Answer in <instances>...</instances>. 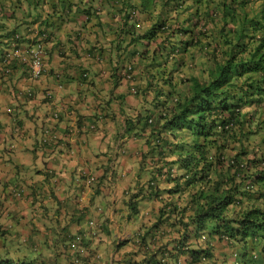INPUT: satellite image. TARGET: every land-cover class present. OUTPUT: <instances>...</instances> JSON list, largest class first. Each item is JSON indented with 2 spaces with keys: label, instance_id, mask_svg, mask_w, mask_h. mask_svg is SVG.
<instances>
[{
  "label": "trees",
  "instance_id": "16d2710c",
  "mask_svg": "<svg viewBox=\"0 0 264 264\" xmlns=\"http://www.w3.org/2000/svg\"><path fill=\"white\" fill-rule=\"evenodd\" d=\"M85 1L88 17L122 19L136 47V59L119 60L112 77L127 82L126 69L133 66L139 83L128 96L137 113L125 115V135L147 131L144 158L157 161L147 184L125 200L136 234L117 248L130 242L134 249L114 264H258L257 253H264V0ZM54 2L0 0L2 81L11 79L8 67L27 66L9 61L16 49L41 45L47 55L55 18H63ZM100 43L92 44L95 58L111 51ZM85 72L80 83L89 80ZM51 75L63 85L60 73ZM45 100L52 102L54 93ZM110 102L92 118L103 119ZM92 123L66 136L97 132ZM62 139L47 126L40 142L58 146ZM145 200L157 204L150 216L140 214ZM97 225L91 220L92 231L68 234L61 254L16 245L0 255V264H90L93 244L105 232Z\"/></svg>",
  "mask_w": 264,
  "mask_h": 264
},
{
  "label": "crops",
  "instance_id": "0c3cea01",
  "mask_svg": "<svg viewBox=\"0 0 264 264\" xmlns=\"http://www.w3.org/2000/svg\"><path fill=\"white\" fill-rule=\"evenodd\" d=\"M54 3L63 18H55V37L46 46V75L33 81L23 64L8 84L0 79V255L16 245H29L43 253L45 247L53 248L56 252L49 255L61 254L68 234L92 231L89 221L96 220L98 231L104 228L105 232L93 244L95 255L90 264H114L134 249L131 243L117 248L119 239L136 234L137 224L127 220L125 200L141 186L138 183L149 178L144 173L138 176L148 132L125 135V115L137 113L135 100L128 96L130 84L112 77L119 60H135L136 47L122 30V19L84 15L89 5L85 0ZM97 40L111 50L102 51L99 58L91 50ZM83 69L89 80L80 83ZM52 71L60 73L62 88ZM22 88H31L35 98L15 97ZM49 91L54 93L52 102L45 100ZM108 101L107 115L93 119L97 107ZM8 108L13 109L12 114L7 113ZM55 114L60 117L54 119ZM92 121L97 122V132L66 136L68 129L76 131ZM47 126L63 136L60 145H41L42 130ZM116 165L123 169L117 179ZM92 178L95 181L90 183ZM143 202L140 214L150 216L157 204Z\"/></svg>",
  "mask_w": 264,
  "mask_h": 264
},
{
  "label": "clouds",
  "instance_id": "9594fccd",
  "mask_svg": "<svg viewBox=\"0 0 264 264\" xmlns=\"http://www.w3.org/2000/svg\"><path fill=\"white\" fill-rule=\"evenodd\" d=\"M261 1H263V0H261ZM38 49H41L43 51V55H42L43 71H42L40 76L36 77L34 75V71L32 69V62H33V56ZM44 52L45 51L41 45H38L36 47L34 45L31 49H29L28 47H22L20 49H16L13 53L9 54V58H10L9 61L19 60L20 62L27 63V71L29 72L30 79L33 81H37V80H40V77L42 75L47 73V69H48L47 61H46V55ZM134 58L136 59V57H134ZM12 73L14 74L15 71L14 72H13V70L11 71V68L8 67L6 70V74L13 75ZM125 75L127 76V83L130 84L129 89L133 93H136L137 92V87H136L137 78L134 76L133 66L131 64H128V68L126 69ZM144 85H145V83H144ZM59 87L62 88L61 85ZM33 94H34V91L31 88H22V89L18 90V95L22 98H25V99H26V96H32ZM8 112H10L9 108L7 109V113ZM57 116H58V114H55V117H57ZM151 122H152V120L150 119L149 123H151ZM121 146H122V143H121L120 147ZM144 148H145V150L142 152L140 165H141L142 173H144V176H149V172L154 171V168H155V165L157 164V161L152 157H148L147 159H146V157L144 158V155H146V156L148 155V154H145L148 150L147 146L145 145ZM142 165H144V167H142ZM146 168H148V169H146ZM172 174H179V171H177V169H174L172 171ZM150 178L151 177L149 176L148 180L143 184L141 182L138 183V184H141V186L139 188L144 187L147 184V182L150 180ZM94 181H95V179L92 178L90 180V183H93ZM135 189L138 190V187L134 188V190ZM94 226L95 225L90 226V227H94ZM122 241H126V240L125 239L124 240L119 239L118 240V246L120 245V243ZM126 245L127 244L125 243V245H123L122 247H124ZM122 247H120L118 249H121ZM254 257H256V253L254 254ZM96 258L100 259V257L97 255H96ZM257 262H258V264H264V253H259V254L257 253Z\"/></svg>",
  "mask_w": 264,
  "mask_h": 264
},
{
  "label": "built area",
  "instance_id": "2783aa9c",
  "mask_svg": "<svg viewBox=\"0 0 264 264\" xmlns=\"http://www.w3.org/2000/svg\"><path fill=\"white\" fill-rule=\"evenodd\" d=\"M42 55L43 51L38 49L33 56L32 69L36 77L40 76L43 71ZM90 225L93 226V223Z\"/></svg>",
  "mask_w": 264,
  "mask_h": 264
},
{
  "label": "rangeland",
  "instance_id": "374dc122",
  "mask_svg": "<svg viewBox=\"0 0 264 264\" xmlns=\"http://www.w3.org/2000/svg\"><path fill=\"white\" fill-rule=\"evenodd\" d=\"M141 170V169H140ZM123 174V169L119 166L116 165V179L119 175ZM142 175V170L139 172L138 176ZM177 175V174H176ZM23 250V249H22Z\"/></svg>",
  "mask_w": 264,
  "mask_h": 264
}]
</instances>
